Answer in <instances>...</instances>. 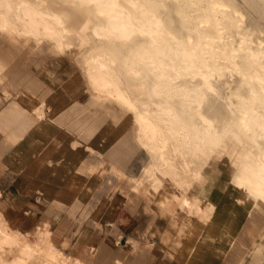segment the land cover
Instances as JSON below:
<instances>
[{"label": "bare ground", "instance_id": "1", "mask_svg": "<svg viewBox=\"0 0 264 264\" xmlns=\"http://www.w3.org/2000/svg\"><path fill=\"white\" fill-rule=\"evenodd\" d=\"M0 32L18 49L27 41L58 53L80 49L74 61L89 94L128 112L148 156L139 176L108 161L101 171L114 170L150 201L177 204L194 219L175 256L180 264L203 241L194 229L233 231L234 207L245 216L250 264H264L255 255L264 231L254 217L255 197L264 204V0H0ZM46 108H36L40 118ZM214 159L224 177L194 192ZM218 195L230 204L211 225ZM46 226L35 234H46L47 248L0 211L1 264H82L84 256L60 257Z\"/></svg>", "mask_w": 264, "mask_h": 264}, {"label": "rangeland", "instance_id": "2", "mask_svg": "<svg viewBox=\"0 0 264 264\" xmlns=\"http://www.w3.org/2000/svg\"><path fill=\"white\" fill-rule=\"evenodd\" d=\"M85 41H88L87 37H85ZM20 53L19 61L21 64L25 62V65L27 64L28 66L31 61H35L38 64L33 66V72L27 77V80L11 83V86L22 92L25 99V103H23L26 105L30 98L37 100L40 96H46L49 92V85L52 83L54 86L53 91L55 92L54 99L59 101V103L66 99L65 103H70L71 107H73L71 108L72 115H74L75 111H89L86 123L81 125L102 118L98 129L90 136L87 142L92 144L93 147L105 151L102 152V156L109 163H115L123 172L139 176L148 156L135 135V125L128 112L114 103L108 101L100 103L88 97L82 78L71 60L70 53L65 52L61 57L54 54L47 45L34 47L28 41L22 46ZM48 63L52 67L50 72L44 69ZM64 90L67 91V96ZM80 128L81 126L78 129L75 128L76 132L74 131L72 134L58 130L52 143L44 148L40 154L38 171L40 186L37 194L50 202L52 201L50 199L52 195H46V187L43 185L48 184L50 187L59 190L68 181L73 170L89 157V150L85 145H80L76 148L70 145L75 133H78ZM115 144L119 150L113 148ZM48 157L58 162L48 164ZM219 166L220 161L218 159H214L209 163L203 171L205 175L203 183H195L193 191L196 193L200 192L203 184H211L218 182L220 179L222 180L224 171L218 172ZM130 182L126 178L107 173L99 181L91 182L95 184L93 194L88 198L84 207L81 210L79 209L75 215L66 212L65 208H61L63 213L57 216L55 225L59 220L58 217L61 216L60 218L66 223L65 235L68 239L65 251L74 255L84 256L82 264H86V260L94 264H115V257L130 264H176L175 258L166 254L163 248L165 245L169 247L173 244V238L177 234L176 226L180 230L181 228H188V225L194 219L185 214L177 204H172L170 208H165L162 204L150 201L146 192L141 190L138 193L146 200L148 209L151 211L145 210L139 194L132 195L130 199L125 196V192H131L129 190ZM133 185L132 182V189L135 190ZM229 204L227 200L221 197L217 202V210L213 217L206 218L208 219L207 221H210L208 223L212 225V220L225 219L226 216L221 205L229 206ZM115 206L117 210L113 213V223L110 224L104 219L107 217L106 214L109 209L111 207L115 208ZM254 208L258 211L254 216L256 217L255 220L259 228L264 231V204L257 196L255 197ZM161 209L172 216L175 223L167 215L158 212ZM243 219L242 212L237 207H234L229 216L230 225L234 228L236 225L240 227ZM220 230L221 227H214L213 225L205 228L204 231L196 228L192 236L203 240L201 241L203 246L206 244L215 245V240L210 235L206 236V232L215 233L213 237H218L217 232H220ZM130 237L137 239L135 246ZM29 238L40 245H44L46 248L50 243L44 232L30 235ZM181 238L184 237L180 233ZM235 239L241 240L244 245L248 244V240L243 237L241 229L236 233ZM90 242L96 246L94 251L96 253L100 252L99 257L89 254ZM259 246L260 251L255 255L257 258L263 259L264 237ZM248 247L251 263V255L253 254H251V247ZM206 251V249L199 246L198 255L199 257L201 256V259L195 260L192 264H210L206 259L208 253ZM62 252L60 254L62 259L72 257L68 254L66 255L63 250ZM239 253L233 248L228 249L219 264H238ZM2 254L3 251L0 248V260H2ZM93 257L100 259L94 261ZM72 258L78 259L76 257ZM11 262L13 264H26L24 260L17 258H12Z\"/></svg>", "mask_w": 264, "mask_h": 264}, {"label": "crops", "instance_id": "3", "mask_svg": "<svg viewBox=\"0 0 264 264\" xmlns=\"http://www.w3.org/2000/svg\"><path fill=\"white\" fill-rule=\"evenodd\" d=\"M0 43V78L5 79L4 81L3 79L0 80V211L14 228L23 232H29L31 236L35 235V230L38 226L47 223L46 228L50 230L51 241L59 246L66 254L76 258H82V256L65 251L68 239L65 235L66 223L60 218L61 216L58 217L59 220L56 225L55 223L57 216L63 213V209L61 208H65L66 212L75 215L79 209L81 210L84 207L88 198L93 194L95 184L91 182L99 181L107 173H112V175L117 176L116 172L112 169H108L105 172L101 171L102 166L106 162L102 156V152L105 151L95 148L87 142L90 136L98 129L102 118L81 125L82 123H86L85 121L89 111H75L74 115H72L71 108L73 107H71L70 103H65L66 99L62 103L54 99L55 92L53 91L54 86L52 83H49V92L46 96H40L37 100L30 98L25 105L22 92L10 85L14 81L23 82L27 80V77L33 72V66L38 64L35 61H31V63H28V66L27 64L25 65V62H22V65L19 61L22 47L18 49L11 45L10 41L1 32ZM44 45H47L54 54L61 57L64 55V53L55 52L50 45ZM68 53L71 54V60L82 78L85 90L87 89L86 93L88 97L92 98L88 92L87 82L82 76L78 65L75 64L74 55H76V51ZM44 69L50 72L52 69L51 64L48 63ZM6 87L7 90L5 89ZM4 90L8 92L6 93ZM64 92L67 96V91L64 90ZM43 106L47 108L43 117L40 118L36 112V108ZM80 126L79 134L75 133V137L71 140L70 145L73 148L85 145L89 150V157L73 170L68 181L59 190L50 187L48 184L43 185L46 187V190L44 189L46 195H52L50 198L52 201L50 202L37 194L40 186L38 173L40 154L44 148L52 143L55 133L58 130L72 134L75 131L74 129H78ZM76 140L79 144L76 143ZM116 144L113 147L115 149L118 147H116ZM112 153L115 154V152ZM54 162L58 161H53L50 157L47 158L48 164ZM92 165L96 167L98 175L92 173L90 169ZM129 190H131L130 193L125 192V196L128 199L134 194H139L132 189V182H130ZM139 195L144 209L151 211L148 209L146 200L141 194ZM116 210V206L115 208L111 207L104 220L112 224L114 218L113 213ZM158 212L167 215L174 222L173 217L165 210L161 209ZM243 222L245 223V216L238 229L232 227L229 223L230 231H233L224 233L221 228L220 232H217L218 237H213L215 233L206 232L207 236L210 235L215 240V245L206 244L203 246L202 243L199 245L207 250L206 259L208 263L219 264L224 257L225 251L233 248L236 252H240L238 264H250L248 245H244L241 240L238 241V239H235L239 229L242 230ZM176 230L177 234L173 238V244L169 247L166 245L165 247L163 246V250L166 254L175 258L176 264H180L175 256L180 255V249L187 239L188 228H181L180 230L176 226ZM180 233L184 238L180 239ZM130 238L135 246L137 239ZM199 246L196 248L194 257L188 264H192L195 260L201 259V256L199 257L198 255ZM94 249H96V246L90 242L89 254L99 257L100 252L96 253ZM96 257H93L94 261L100 259ZM114 263L130 264L128 262L125 263L118 257L114 258ZM86 264L94 263L86 260Z\"/></svg>", "mask_w": 264, "mask_h": 264}]
</instances>
